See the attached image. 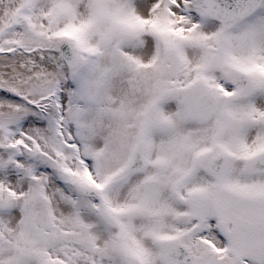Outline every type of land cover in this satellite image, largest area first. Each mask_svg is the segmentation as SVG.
Instances as JSON below:
<instances>
[{"label":"snow or ice","instance_id":"snow-or-ice-1","mask_svg":"<svg viewBox=\"0 0 264 264\" xmlns=\"http://www.w3.org/2000/svg\"><path fill=\"white\" fill-rule=\"evenodd\" d=\"M0 264H264V0H0Z\"/></svg>","mask_w":264,"mask_h":264}]
</instances>
